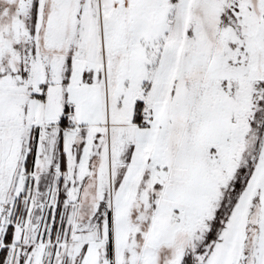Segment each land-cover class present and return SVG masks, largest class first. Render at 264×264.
<instances>
[{
  "label": "snow or ice",
  "instance_id": "snow-or-ice-1",
  "mask_svg": "<svg viewBox=\"0 0 264 264\" xmlns=\"http://www.w3.org/2000/svg\"><path fill=\"white\" fill-rule=\"evenodd\" d=\"M0 264H264V0H0Z\"/></svg>",
  "mask_w": 264,
  "mask_h": 264
}]
</instances>
